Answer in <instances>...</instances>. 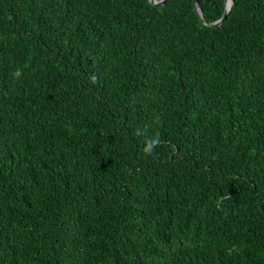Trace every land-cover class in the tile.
Returning <instances> with one entry per match:
<instances>
[{
    "label": "trees",
    "instance_id": "trees-1",
    "mask_svg": "<svg viewBox=\"0 0 264 264\" xmlns=\"http://www.w3.org/2000/svg\"><path fill=\"white\" fill-rule=\"evenodd\" d=\"M232 1L0 0V264H264V0Z\"/></svg>",
    "mask_w": 264,
    "mask_h": 264
},
{
    "label": "water",
    "instance_id": "water-1",
    "mask_svg": "<svg viewBox=\"0 0 264 264\" xmlns=\"http://www.w3.org/2000/svg\"><path fill=\"white\" fill-rule=\"evenodd\" d=\"M167 1H168V0H160V1H157V0H150V2H151L152 4H154V5H158V4H162V5H163V4H165ZM228 1H230L229 4H228ZM224 3H225V12H224L222 18H221L219 21H217V22H214V23H212V24H208V23L206 22L205 18H204V15H203V12H202L200 6H199V1H198V0H194L195 10H196L197 14L199 15V17H200V19L203 21V23H204L205 25H209V26H221V25L224 23L225 19L227 18V15H228V13H229V11H230V9H231V6H232V4H233V1H232V0H224Z\"/></svg>",
    "mask_w": 264,
    "mask_h": 264
},
{
    "label": "clouds",
    "instance_id": "clouds-1",
    "mask_svg": "<svg viewBox=\"0 0 264 264\" xmlns=\"http://www.w3.org/2000/svg\"><path fill=\"white\" fill-rule=\"evenodd\" d=\"M160 143L159 139L153 140L151 142V145L149 146V148L147 149L148 151H151L152 148H154L155 146H157Z\"/></svg>",
    "mask_w": 264,
    "mask_h": 264
},
{
    "label": "bare ground",
    "instance_id": "bare-ground-1",
    "mask_svg": "<svg viewBox=\"0 0 264 264\" xmlns=\"http://www.w3.org/2000/svg\"><path fill=\"white\" fill-rule=\"evenodd\" d=\"M230 3V1H228V4Z\"/></svg>",
    "mask_w": 264,
    "mask_h": 264
}]
</instances>
